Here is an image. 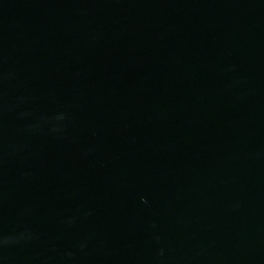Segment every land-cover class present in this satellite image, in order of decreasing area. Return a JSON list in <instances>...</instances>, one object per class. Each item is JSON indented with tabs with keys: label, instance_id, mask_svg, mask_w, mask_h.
Returning a JSON list of instances; mask_svg holds the SVG:
<instances>
[{
	"label": "water",
	"instance_id": "95a60500",
	"mask_svg": "<svg viewBox=\"0 0 264 264\" xmlns=\"http://www.w3.org/2000/svg\"><path fill=\"white\" fill-rule=\"evenodd\" d=\"M0 264H264V0H0Z\"/></svg>",
	"mask_w": 264,
	"mask_h": 264
}]
</instances>
